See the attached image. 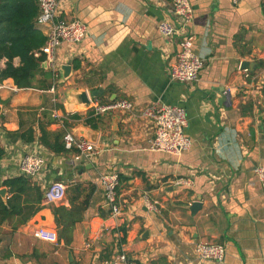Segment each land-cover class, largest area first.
<instances>
[{
    "label": "crops",
    "instance_id": "0c3cea01",
    "mask_svg": "<svg viewBox=\"0 0 264 264\" xmlns=\"http://www.w3.org/2000/svg\"><path fill=\"white\" fill-rule=\"evenodd\" d=\"M190 2L194 18L187 33L204 60L196 84L169 78L182 40L164 39L158 31L163 20L179 25L169 0H60V19L81 21L89 31L81 44L63 43L57 52L59 66H72L71 77L55 92L53 83L44 90L18 89L12 79L0 82L5 150L0 185L20 176L18 161L29 150L37 148L47 159L42 177L31 180L44 193L41 209L26 224L17 225V217L0 224V264H102L122 252L132 264H218L198 259L200 242L225 246L222 264H264V187L255 175L264 166V0ZM244 62L252 66L242 69ZM5 63L0 62V70ZM14 65H20L19 58ZM75 88L90 96L97 92L91 99L102 104H134L131 113L101 116L99 129H93L98 153L92 162L75 163L73 152L57 155L39 142L41 129L51 142L68 132L83 137L79 132L92 108L71 104L67 94ZM154 104L185 107L190 150L180 156L151 150L155 125L139 112ZM54 108L59 119L52 116ZM30 131L35 141L27 143L20 135ZM108 172L121 178L119 219L111 218L100 183ZM179 179L190 185H177ZM56 183L65 185V195L47 201L46 190ZM146 196L157 211L145 206ZM85 198L83 219L67 247L53 209L70 210ZM197 201L202 207L193 216L190 208ZM123 226L125 244L116 232ZM41 227L55 231L58 242L37 239L34 233Z\"/></svg>",
    "mask_w": 264,
    "mask_h": 264
},
{
    "label": "built area",
    "instance_id": "2783aa9c",
    "mask_svg": "<svg viewBox=\"0 0 264 264\" xmlns=\"http://www.w3.org/2000/svg\"><path fill=\"white\" fill-rule=\"evenodd\" d=\"M39 6V15L36 20L37 27L43 30L47 40L41 50L35 53L36 57L46 56L48 63L47 70L52 74V92L60 81V67L57 62V52L63 43L69 45H79L88 36V27L81 21H66L60 19V0H36ZM244 0H232L234 5L242 3ZM172 6L175 20H163L158 25V31L164 39H172L180 36V52L177 62L171 67L169 72L170 81L173 83L192 85L199 82L200 73L204 67V60L194 52L195 37L187 33V26L194 18V10L190 0H169ZM17 91V88H14ZM56 105L57 100H53ZM92 110L95 116H103L116 112H133L134 104L128 100H120L102 104L99 101H92ZM142 118L148 119L155 125V138L152 141L151 150L172 156H180L190 150L191 140L186 135L188 127V117L185 107L180 105L154 104L147 106L140 112ZM52 116L59 119L56 108L52 111ZM64 147L67 152H73L75 163L85 161L92 162L98 151L96 144L84 137H77L68 132L63 136ZM18 171L21 177L35 180L42 177L46 170L47 159L41 155L37 148L29 150L18 161ZM255 175L264 187V166H259L255 170ZM100 183L104 190L106 204L110 216L119 219L124 211V206L120 200L121 180L117 172H108L100 176ZM177 185H190V181L179 179ZM65 195V185L54 184L46 190V200H60ZM145 206L153 211H157L156 203L149 197H145ZM35 237L43 242L56 244L58 234L47 228H38ZM87 244L86 247H90ZM196 254L200 261H212L218 264L224 263L226 259V247L208 242H200L196 245ZM102 264H132L125 252L119 253L113 258L104 261Z\"/></svg>",
    "mask_w": 264,
    "mask_h": 264
},
{
    "label": "trees",
    "instance_id": "16d2710c",
    "mask_svg": "<svg viewBox=\"0 0 264 264\" xmlns=\"http://www.w3.org/2000/svg\"><path fill=\"white\" fill-rule=\"evenodd\" d=\"M38 15L39 6L36 0H0V62L6 60L5 67L0 70V82L12 79L18 89L49 90L52 87V74L43 68L46 56L44 54L40 57L35 56L47 40L37 27ZM16 58L20 59L19 66L14 65ZM78 68L79 65L74 62V69ZM74 118L81 117L75 115ZM100 119L101 116H95L94 110H90L85 123L90 128L98 130ZM63 136L57 135L51 142L50 134L41 129L39 142L54 154L60 155L67 152ZM20 137L27 143L35 141L33 131L22 134ZM4 156L5 150L0 145V160ZM1 188L8 189L9 197L3 199L0 196V224L15 217L18 218L17 225L26 224L41 209L44 193L38 186L33 185L30 179L21 176L9 178L0 185ZM76 194V199H79L81 194L79 186L76 188ZM87 198L80 206H73L70 210L64 207L53 209L60 241L67 247L72 244L76 224L83 219L81 212L86 210ZM116 232L123 234L120 243L125 244L126 226L120 227ZM111 258L113 256L109 257Z\"/></svg>",
    "mask_w": 264,
    "mask_h": 264
},
{
    "label": "water",
    "instance_id": "95a60500",
    "mask_svg": "<svg viewBox=\"0 0 264 264\" xmlns=\"http://www.w3.org/2000/svg\"><path fill=\"white\" fill-rule=\"evenodd\" d=\"M252 66V64L250 62H244L242 64V69H249ZM43 68L47 70L48 68V63L47 61H45L43 63ZM60 81L59 84H63L68 78L71 77L72 75V66L70 64L68 65H63L60 67ZM68 100L71 102V104H76L78 105L79 109L81 110H88L91 109L93 104H92V99L91 97H97V92H93L91 94V96L89 95L88 92H86L85 90H82L80 88H75L72 89L71 91H69V93L67 94ZM223 101L226 99V96H222ZM116 120L118 121V119L116 118ZM84 130H82L81 132H79V134H81L84 138L88 139L90 142L97 144V133L94 132V130L92 128H88L87 126H82ZM87 129H90V131H86ZM78 134V133H77ZM6 195H7V189L3 188L0 190V196L3 199H6ZM202 204L200 201L194 202L190 208V211L192 213L193 216H195L198 211L201 209ZM69 260H72V254L69 253Z\"/></svg>",
    "mask_w": 264,
    "mask_h": 264
}]
</instances>
